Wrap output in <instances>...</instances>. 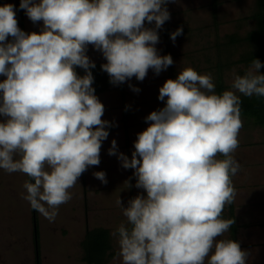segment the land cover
Masks as SVG:
<instances>
[{"label":"clouds","instance_id":"obj_1","mask_svg":"<svg viewBox=\"0 0 264 264\" xmlns=\"http://www.w3.org/2000/svg\"><path fill=\"white\" fill-rule=\"evenodd\" d=\"M169 2L175 0H21L30 21L43 22L31 33L18 27L13 4L0 6V169L34 181L24 182L22 198L49 222L81 175L100 164L111 127L92 86L88 46L103 54L101 69L113 85L142 82L149 69L159 75L174 63L155 47L157 30L171 18ZM182 34L183 27L172 32L173 43ZM262 66L253 59L243 75L233 70L232 90L221 94L210 73L185 68L160 87L165 106L145 117L149 126L137 134L130 159L112 140L108 155L133 169L135 187L146 192L126 207L116 200L131 226L111 233L122 264H247L250 253L239 242L218 237L235 223L221 216L241 169L232 155L243 127L236 93L264 97ZM93 176L108 183L103 171Z\"/></svg>","mask_w":264,"mask_h":264},{"label":"rangeland","instance_id":"obj_2","mask_svg":"<svg viewBox=\"0 0 264 264\" xmlns=\"http://www.w3.org/2000/svg\"><path fill=\"white\" fill-rule=\"evenodd\" d=\"M8 3L15 6L17 16L16 0H0V6ZM167 9L171 18L157 30L159 42L155 47L161 56L170 54L174 63L159 75L149 69L142 82L135 77L125 81L126 102L131 110L129 149L126 148L122 96L118 85L95 93L105 107L102 119L113 123L116 128L102 142L100 164L90 166L77 184L69 189L72 198L59 206L55 220L49 222L38 212L41 264H87L82 259L81 241L88 228L103 226L112 233L121 224L131 227L116 200L120 197L126 207L129 199L138 194L146 195V192L135 187L134 170L124 169L117 156L108 155V149L115 140L118 152L131 158L137 134L149 126L150 122L146 123L145 117L165 106L166 100L160 101L158 96L166 80H175L180 71L191 67L199 74L210 73L215 84L220 71L228 85L226 90H232L233 70L243 75L250 67L238 60L252 48L246 42L231 43L230 36L244 37L254 28L253 14L257 10V0H220L217 19L212 13L211 0H175L167 4ZM42 24V21L33 24L23 10L26 33L39 32ZM145 26L154 27V22H145ZM179 27H183V34L173 43L170 34ZM11 40L8 37V41ZM86 55L94 63L107 62L92 45L88 46ZM4 79L6 77L0 76V82ZM129 85L140 91L134 92ZM241 119L245 125L240 132H246L242 134V139L264 138V125L257 123L253 115L242 114ZM3 120L0 117V122ZM98 171L106 173L107 184L93 176ZM130 177L133 186L127 189L124 182ZM25 181L31 182L22 172L9 174L0 169V264H36L33 211L29 202L22 198V194H26L23 188ZM111 240L116 255L107 264H122V257L117 255L118 240L112 235Z\"/></svg>","mask_w":264,"mask_h":264},{"label":"trees","instance_id":"obj_3","mask_svg":"<svg viewBox=\"0 0 264 264\" xmlns=\"http://www.w3.org/2000/svg\"><path fill=\"white\" fill-rule=\"evenodd\" d=\"M17 1V16L18 27L21 29V22L23 23V10L20 9L19 5L21 0ZM220 5V0H211L212 13L214 18L217 19L218 8ZM255 20V26L250 30L244 37H237L235 34L231 35V43L235 44L238 42H246L252 50L243 55L238 62H244L251 65L253 59H258L262 65H264V0H257V10L253 14ZM23 27V24H22ZM25 32L24 27L21 29ZM167 48L169 50V42L167 41ZM106 63L105 61H100L95 63V68L91 69L94 83L93 88L95 93L104 92L113 86L109 82V76L106 72L101 69V65ZM221 65L219 68L221 69ZM76 72L78 75L83 76L85 74L82 68L77 67ZM260 74H264V66L259 69ZM216 94H221L228 87L224 80V76L219 71L216 82H215ZM122 96V122L125 130V140L126 148L129 149L130 143V117L131 110L126 102V85L125 82L118 84ZM241 115L250 114L253 115L257 123L264 125V97H245L241 96ZM111 127L107 128L108 132H111L116 128L113 123H110ZM220 156V155H219ZM223 159V156H220ZM34 182V181H31ZM233 183V182H232ZM33 211V224H34V244H35V258L36 264H41L40 255V231H39V218L38 212L34 209ZM222 219H234L235 223L230 228L231 239L240 243L238 238L239 225L237 223L235 215V203L228 205L224 208ZM81 246L83 250L82 259L87 264H107L112 257L116 255L113 250L111 232L110 229L103 226H97L93 228H88L84 238L81 241ZM241 246V245H240Z\"/></svg>","mask_w":264,"mask_h":264},{"label":"crops","instance_id":"obj_4","mask_svg":"<svg viewBox=\"0 0 264 264\" xmlns=\"http://www.w3.org/2000/svg\"><path fill=\"white\" fill-rule=\"evenodd\" d=\"M243 133L239 132V146L232 154L241 165L232 177L238 238L241 249L250 253L247 264H264V138L242 139ZM218 239H230V233Z\"/></svg>","mask_w":264,"mask_h":264},{"label":"water","instance_id":"obj_5","mask_svg":"<svg viewBox=\"0 0 264 264\" xmlns=\"http://www.w3.org/2000/svg\"><path fill=\"white\" fill-rule=\"evenodd\" d=\"M22 24H23V23L21 22V29L23 28V27H22Z\"/></svg>","mask_w":264,"mask_h":264}]
</instances>
